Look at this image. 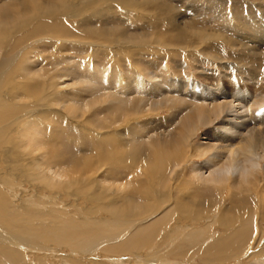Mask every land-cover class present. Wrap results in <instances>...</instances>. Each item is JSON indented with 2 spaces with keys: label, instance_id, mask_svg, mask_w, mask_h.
I'll return each mask as SVG.
<instances>
[{
  "label": "bare ground",
  "instance_id": "obj_1",
  "mask_svg": "<svg viewBox=\"0 0 264 264\" xmlns=\"http://www.w3.org/2000/svg\"><path fill=\"white\" fill-rule=\"evenodd\" d=\"M223 1L0 0V264H264V57L188 63Z\"/></svg>",
  "mask_w": 264,
  "mask_h": 264
},
{
  "label": "rangeland",
  "instance_id": "obj_2",
  "mask_svg": "<svg viewBox=\"0 0 264 264\" xmlns=\"http://www.w3.org/2000/svg\"><path fill=\"white\" fill-rule=\"evenodd\" d=\"M2 1V0H1ZM175 1V0H172ZM169 2H171V0H169ZM256 3L258 4L259 2H262L264 4V0H224L222 2V6L223 9L220 11L217 9V7L214 6H208L206 5V7L202 8L201 12L203 11H207L209 12L210 10H215L217 12V14L215 16H212L210 19L205 20L203 22L199 21V26L202 29H205V33L208 37H210L211 39H218V40H211L206 44H202L201 42L204 41L207 38H202V39H198L199 44L202 47L207 46V48L203 51L202 54H200L199 56H197L193 61L188 62L189 65H194V66H199L201 63L202 65H206L204 70H209L211 68H217L219 70H222L223 66H221L222 61H227L228 63L231 61H234L233 58L237 59V60H246L247 58L250 57L251 55V51L248 50L243 44L241 43H246V44H250V45H256V47L258 48L257 51H259V53L263 55L264 57V44L261 43V45L257 43V33L254 27H257L256 23H253L251 25H249L246 21H245V17H246V10L249 11L247 9V6L249 5V3ZM172 3V2H171ZM205 5V4H204ZM197 8L199 9L200 6H197ZM230 8L232 10L235 11V16L231 17L230 15L227 14V9ZM194 8H192L191 11L188 12V14L191 13V17H193L192 12H195L193 10ZM108 14L110 12V9H106ZM199 12V14L201 13ZM108 17V16H106ZM239 17H241V19H239ZM257 20H260L262 15L261 13L256 14ZM111 18H116V22L118 24L119 27H126L128 28V30L131 29V31H133L135 33V35L139 38L142 37V35H145L148 32V27L146 25V23H135L133 25H130L132 27H127L124 24H127V21H123L121 19H119L118 17H116V15H112L109 16L107 18V20L103 21L102 19H99L97 21L92 22L91 24H89L90 26H98L101 23L105 26V25H109V22ZM149 20V19H147ZM145 21V20H144ZM256 21V20H255ZM105 22H107L105 24ZM262 24H264V21L261 22ZM165 23H158L157 25L159 26H164ZM77 26V25H75ZM74 26V27H75ZM145 33V34H144ZM263 42V41H262ZM261 46V47H260ZM260 48V49H259ZM41 51L40 53L43 55H48L50 52V46L47 43L46 47H41L40 48ZM263 51V52H262ZM212 54H216L218 55V57H214ZM143 57H147V55H144ZM222 57V59H221ZM168 64L170 66L173 65V63L171 62V60H168ZM239 85H241L244 88H247L249 92L252 91V88L242 82H237L236 85L233 87V90H237V88L239 87ZM219 93H227L228 90L227 88L221 83L219 85ZM213 91V90H212ZM205 94H212V92H206V91H201V97L205 96ZM101 117H103L101 115ZM199 137H203L200 133ZM24 187H26L24 185ZM28 188V186H27ZM48 196V195H47ZM67 200H72L71 197H67ZM71 202V201H70ZM80 206L84 207L85 203L84 201L79 204ZM70 211H74L71 210ZM261 224V228L264 227V221L260 223ZM26 253H29V255L32 254V252L26 251ZM34 253H39L40 255L45 254L46 252H34ZM33 257H35V254H32ZM71 252L70 250L65 247L63 249H60L59 255L57 257L59 258H65V256H70ZM37 256V254H36ZM45 256V255H43ZM107 256V255H106ZM31 258V256L29 257ZM49 260L48 262L50 264H55V260L53 258L55 257H48ZM125 258V257H123ZM98 259L97 261H104V262H108L107 260L105 261L102 257L97 256ZM127 259V257L125 258V260ZM129 260H133L132 258H128ZM27 260H28V255H27ZM123 260V259H122ZM121 260V261H122ZM240 260V259H239ZM227 261L224 262L222 264H236L237 262L243 264L244 262L241 261ZM30 261V260H28ZM134 261V260H133ZM196 261V262H195ZM194 262H167L166 264H208V263H203L201 262L200 259H196ZM54 262V263H53ZM89 259L85 258L83 259V263H88ZM92 263L94 264V262L92 261ZM109 263V262H108ZM237 263V264H239ZM60 264V263H57ZM211 264V263H210ZM263 264V263H261Z\"/></svg>",
  "mask_w": 264,
  "mask_h": 264
}]
</instances>
